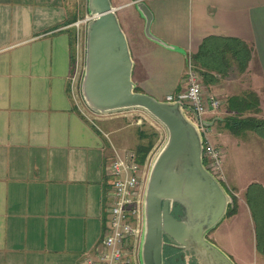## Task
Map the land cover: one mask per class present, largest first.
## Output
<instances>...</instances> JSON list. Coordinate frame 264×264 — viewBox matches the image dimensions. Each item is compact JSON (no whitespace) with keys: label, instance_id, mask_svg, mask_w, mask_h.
Wrapping results in <instances>:
<instances>
[{"label":"crops","instance_id":"crops-1","mask_svg":"<svg viewBox=\"0 0 264 264\" xmlns=\"http://www.w3.org/2000/svg\"><path fill=\"white\" fill-rule=\"evenodd\" d=\"M136 1L112 3L140 91L161 100L179 95L187 87L188 58L204 38L237 37L253 48L247 70L236 81L231 71L203 80L205 93L227 98L255 89L264 117V0H146L152 32L178 48L146 35ZM68 10L65 0H0V264L96 258L111 217V161L116 151L134 150L129 140L139 142L136 112L96 115L92 122L75 107L69 94L75 22L67 23ZM228 114L225 107L204 116L212 122L210 141L223 150L221 181L235 194L236 211L259 223L264 236V139L252 130L231 131ZM225 252L247 264L243 255L235 254L236 261Z\"/></svg>","mask_w":264,"mask_h":264},{"label":"water","instance_id":"water-1","mask_svg":"<svg viewBox=\"0 0 264 264\" xmlns=\"http://www.w3.org/2000/svg\"><path fill=\"white\" fill-rule=\"evenodd\" d=\"M136 7L149 38L178 48L152 32L154 14L146 0H137ZM88 10L93 17L87 24L82 79L87 105L99 114L144 110L166 131L165 142L151 159L144 191L141 264H163L165 244L187 264L190 259L194 264H236L208 239L225 218L232 196L205 164V135L197 111L183 101L161 100L137 90L134 59L117 8L112 0H88ZM211 123L203 120L206 126Z\"/></svg>","mask_w":264,"mask_h":264},{"label":"built area","instance_id":"built-area-1","mask_svg":"<svg viewBox=\"0 0 264 264\" xmlns=\"http://www.w3.org/2000/svg\"><path fill=\"white\" fill-rule=\"evenodd\" d=\"M79 22L75 24L79 26ZM78 42L77 39L69 79V94L75 107L93 122L97 114L85 104L80 88L83 58ZM186 81V90L177 96H169L168 99L186 102L197 111L198 123L205 135L204 155L207 165L220 180H225L223 150L210 141L209 128L203 124L204 116L209 111H218L223 101L212 93H205L202 75L192 63L191 57L187 63ZM150 163L151 155L144 164H140L136 160L135 150H128L123 154L116 151L110 166L113 183L109 193L111 202L107 211L111 217L102 239V249L96 258L86 256L81 264H141L140 241L144 219V191Z\"/></svg>","mask_w":264,"mask_h":264},{"label":"trees","instance_id":"trees-1","mask_svg":"<svg viewBox=\"0 0 264 264\" xmlns=\"http://www.w3.org/2000/svg\"><path fill=\"white\" fill-rule=\"evenodd\" d=\"M77 19L78 14L69 9L67 23L75 22ZM72 36L74 44V33ZM252 56L253 48L245 40L237 37L211 35L204 38L199 50L191 55V61L201 73L203 80L208 82V80H214L215 74L227 75L235 67L240 73L245 72ZM136 89L139 90L138 87ZM223 104L231 112L224 117L226 125L231 131L241 134L244 131L252 130L264 139V117L260 115L262 107L258 91L247 89L241 94L230 95L223 100ZM152 131L148 133L146 130H140V141L135 149L136 160L140 164H144L155 146L156 137H159L158 131L155 129ZM251 194L249 192L247 196L249 202L253 200ZM232 199L226 215L236 211L237 204L234 195ZM257 249L264 254V240H260L259 237Z\"/></svg>","mask_w":264,"mask_h":264},{"label":"rangeland","instance_id":"rangeland-1","mask_svg":"<svg viewBox=\"0 0 264 264\" xmlns=\"http://www.w3.org/2000/svg\"><path fill=\"white\" fill-rule=\"evenodd\" d=\"M114 1L117 2L118 0H114ZM65 2L68 5L71 12L75 11L78 14V19L75 21V23L80 21L79 26H77L74 23L75 25L73 27L74 28L73 33L75 35V44L78 39L79 41L78 46L80 49H82L81 58H83V75H84L85 64H86V52H87V46H86L87 24L92 19L93 14H91L88 10V0H65ZM239 74L240 72L238 71V68L235 67L231 71L229 78L231 80H235V77L239 76ZM83 75L81 79H83ZM80 88L82 90V80H81ZM205 92H206V87H205ZM219 98L221 100L225 99L220 96ZM84 102L85 104H87L85 100ZM224 108H225V104L221 105L219 110L222 111L224 110ZM134 110L136 111L126 110V111H121V112H130V111L133 113L136 112V114H134L133 119H135L134 123L140 125L139 128L137 129L138 135H139V138H138L139 141H140V130L141 129L146 130L148 133L153 132L152 129H155L156 131L159 132V137H156L155 139L156 140L155 146L153 147L151 153L149 154L151 155V159H152L155 153L159 150V148L165 142V139H166L165 128L162 126V124L159 121H157L154 117H152L146 111L140 110V109H134ZM116 113H119V112H116ZM96 114L98 116L101 115L99 113H96ZM110 114H114V113H110ZM139 120H141V122H139ZM252 134H256V133H252ZM127 143L130 145L129 148H134L135 150L139 142L133 143L131 140H129ZM246 148H248V145H246ZM233 195L236 198L234 193H232L231 195L232 198H233ZM254 216L257 219V215L255 214V212H254ZM251 218L252 217H250L243 210H237L232 214H228L223 219V221L215 229H213L210 232L209 237L214 242L219 244L220 247H222L225 251H227L236 261H238L237 260L238 255H243L245 257V260H247V264H264V254L261 251L257 252L256 246H255L258 241L257 234L255 233L256 226H257V230H258V227L260 229V232L258 234L259 239L262 241L264 240V236L262 235V231H261L262 226H260L258 222H257L258 223L257 225L256 221L253 218L252 219ZM235 254L237 256H235Z\"/></svg>","mask_w":264,"mask_h":264},{"label":"flooded vegetation","instance_id":"flooded-vegetation-1","mask_svg":"<svg viewBox=\"0 0 264 264\" xmlns=\"http://www.w3.org/2000/svg\"><path fill=\"white\" fill-rule=\"evenodd\" d=\"M162 262L163 264H187L186 261L183 260L181 257L178 258V251L166 244L164 246ZM188 264H194L192 259H190V263Z\"/></svg>","mask_w":264,"mask_h":264}]
</instances>
